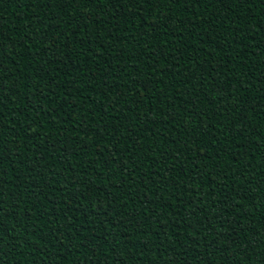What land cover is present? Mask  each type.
<instances>
[{
    "label": "trees",
    "instance_id": "obj_1",
    "mask_svg": "<svg viewBox=\"0 0 264 264\" xmlns=\"http://www.w3.org/2000/svg\"><path fill=\"white\" fill-rule=\"evenodd\" d=\"M261 205L264 0H0V264H264Z\"/></svg>",
    "mask_w": 264,
    "mask_h": 264
},
{
    "label": "snow or ice",
    "instance_id": "obj_2",
    "mask_svg": "<svg viewBox=\"0 0 264 264\" xmlns=\"http://www.w3.org/2000/svg\"><path fill=\"white\" fill-rule=\"evenodd\" d=\"M99 2H103V0H99ZM136 2H141V3H144L145 2V0H123V5L124 6H126L127 4H131V3H136ZM156 2L157 3H159L161 6L162 5H164V4H166V3H169V2H171V3H178V2H184V3H192V4H201V3H205V6H207V4H209V3H212V0H156ZM215 2L216 3H218V4H221V3H226L227 4V2H228V0H215ZM234 2H236V3H239L240 2V0H234ZM165 19H167V17H165ZM204 23H210L209 21H204ZM155 27H159V24L157 23L156 24V26ZM196 27H199V25H196ZM153 30H155V28L153 29ZM193 30H195V29H193ZM207 31V30H206ZM180 51L182 52L183 51V48H181L180 49ZM153 56L155 55V52H153V54H152ZM182 57L180 56V55H176L175 57H174V59L175 60H177V61H179L180 59H181ZM150 66V65H149ZM214 88H215V85L213 86ZM223 91V89L221 88L220 89V91ZM219 94V93H218ZM224 96L225 97H229L228 96V93H225L224 94ZM224 99V97L221 99V101ZM229 104H231V105H237L234 109H229L228 108V105ZM227 106H223V107H221V105H217V107L218 108H220V110L217 112V114L215 115V116H213V112H211V113H209V115L212 117V118H218V117H220V118H224L225 117V110L227 109V111H228V115H231V113L233 112V111H236L237 109H238V104H237V102L235 101V100H232L230 103H229ZM171 115H175V112H173V113H171ZM197 115L198 116H203V113L202 112H198L197 113ZM246 117V118H245ZM240 120H242V121H245V122H247V120H248V117H247V115H243V116H241L240 117ZM244 126L242 125L241 126V128L240 129H238V130H235V133H236V135H240L241 133H243V132H245V130H244ZM233 138H235V136L233 137ZM238 147H240V146H242V145H237ZM140 150H142V149H140ZM180 151H181V153L183 152V149H180ZM163 163V162H162ZM242 175H243V173H241ZM111 175V172L109 173V176ZM125 179H127V176H125ZM72 183H75V182H73L72 181ZM146 185V184H145ZM69 187H71V184H69L68 185ZM140 186V184L138 183L137 184V187H139ZM147 186V185H146ZM239 193H237V195H238ZM262 207H264V205H261ZM113 208L115 209V205H113ZM163 213H159V214H156V215H162ZM190 215H195V211H193V212H191L190 213ZM110 217H106V219H109ZM232 221V224H234L235 223V220L233 219V220H231ZM216 224L217 225H219V228H216L215 229V231H216V233L217 234H224L223 235V239L220 241V243H222V244H224V242H225V236H227V239H228V241H229V239L230 238H232L231 237V233L229 232V229L227 228V227H225V224H228L226 221H222V220H219V221H216ZM229 225V224H228ZM189 226H191V225H189ZM64 227L65 228H71V226H68L67 225V223H65V225H64ZM221 229L223 230V231H221ZM233 229H235V228H233ZM237 231V229H235V232ZM238 231H240V232H244V231H248V229L247 228H244L243 230H241V229H238ZM65 238H67V237H65ZM72 239H75V235H73L72 236ZM89 243H91V241H89ZM255 245H249V247H254ZM240 251H243L242 249L240 250Z\"/></svg>",
    "mask_w": 264,
    "mask_h": 264
}]
</instances>
